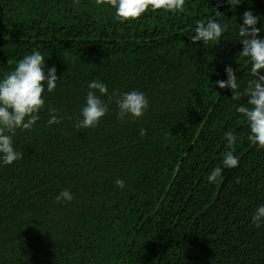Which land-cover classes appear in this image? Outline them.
<instances>
[{
	"label": "trees",
	"instance_id": "16d2710c",
	"mask_svg": "<svg viewBox=\"0 0 264 264\" xmlns=\"http://www.w3.org/2000/svg\"><path fill=\"white\" fill-rule=\"evenodd\" d=\"M240 3L185 0L181 13L121 23L110 0H0V76L40 50L59 78L37 124L14 136L24 158L0 166V264H264V227L251 224L264 203V150L235 111L248 98L215 86L228 66L241 92L254 79L233 25L252 11L261 28L264 0ZM215 10L221 39L192 44L191 29ZM93 79L110 111L77 128ZM132 90L150 106L120 119L113 93ZM49 107L60 123H47ZM229 131L239 166L210 184ZM65 189L74 199L57 202Z\"/></svg>",
	"mask_w": 264,
	"mask_h": 264
},
{
	"label": "clouds",
	"instance_id": "9594fccd",
	"mask_svg": "<svg viewBox=\"0 0 264 264\" xmlns=\"http://www.w3.org/2000/svg\"><path fill=\"white\" fill-rule=\"evenodd\" d=\"M101 0H97L99 4ZM227 3L236 7L240 0H227ZM114 9L116 18L121 23L140 19L143 14L151 11L164 10L170 14L181 13L185 7V0H110L108 5ZM214 18L207 22L197 21L191 29V43L207 45L219 41L226 31L225 17L218 11H214ZM242 25L234 24L242 44V52L239 56L248 58L250 62V74L254 78L249 81L244 92L240 91V79L236 71L228 66L225 68L226 80H218L215 86L231 91V99L239 101L242 96L247 97V103L238 106L235 111L242 114L244 122L249 129L248 141L258 149L264 150V39L259 38L264 31V25L257 28L261 22L259 15L252 11H245L242 16ZM45 57L40 50H34L25 54L15 65V68L6 75L0 76V166H10L24 158L23 152L15 146L14 136L17 131L32 130L40 120V111L45 108L46 93L53 92L59 80L56 68L45 66ZM84 105L80 109V119L76 123L77 128H94L109 113V104L102 98L108 95L106 84L99 79H93L87 84ZM117 116L120 119L131 117L139 119L144 116L149 108L146 95L139 90H132L122 94H115ZM50 118L49 125L58 124L61 119L56 114V109L48 108ZM145 130L140 129L139 135L144 136ZM225 151L222 154L220 166H216L209 172L207 180L210 184L224 179L226 169H234L239 166L240 158L234 154V145L238 137L233 132L225 133ZM115 186L123 190L125 181L116 179ZM74 195L70 190H62L56 197L57 202L70 203ZM251 224L259 229L264 227V203L256 206L251 215Z\"/></svg>",
	"mask_w": 264,
	"mask_h": 264
}]
</instances>
